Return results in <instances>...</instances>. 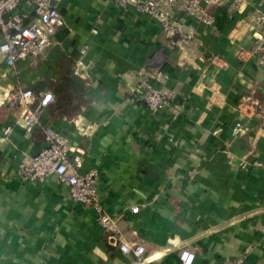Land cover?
<instances>
[{"label": "crops", "instance_id": "1", "mask_svg": "<svg viewBox=\"0 0 264 264\" xmlns=\"http://www.w3.org/2000/svg\"><path fill=\"white\" fill-rule=\"evenodd\" d=\"M57 3L64 24L37 63L11 67L0 53V134L13 125L0 141V264H179L182 248L195 252L192 264H264V171L252 162L264 159V29L249 20L264 0L212 7L211 26L186 21L195 38L183 49L168 47L159 22L133 8ZM73 76L82 93L60 92ZM142 81L170 91L178 114L134 100ZM23 86L55 94L41 122L84 150L80 171L97 172L112 227L55 175L18 177L42 140L39 128L24 135L21 109L8 104ZM120 238L145 246L143 263Z\"/></svg>", "mask_w": 264, "mask_h": 264}, {"label": "built area", "instance_id": "2", "mask_svg": "<svg viewBox=\"0 0 264 264\" xmlns=\"http://www.w3.org/2000/svg\"><path fill=\"white\" fill-rule=\"evenodd\" d=\"M57 1L0 0V53L8 66L15 67L18 61L27 59L37 63L46 48L53 43L54 34L64 24V16ZM108 1H112L122 10L133 8L155 18L171 49H183L193 42L195 33L191 29H185L186 21L211 26L214 22L212 7L225 6L238 11L247 2V0ZM249 20L257 30L264 29V11L255 10L249 15ZM85 48L82 47L80 53H85ZM238 55L243 57L244 50L240 49ZM215 58L214 55L207 57L209 61ZM151 77L156 81L159 74H153ZM133 93L134 100H143L154 112H168L175 116L181 108V104L172 102L170 91L156 86L154 82H139ZM55 102L56 96L52 91H37L33 86L18 87L8 101L11 108L22 111L16 122L22 127L25 136H30L37 128L42 133L38 150L22 158L18 177L23 182H34L44 181L48 176L55 175L59 182L68 186L69 196L73 201L95 209L98 223L103 228H110L114 225L115 219L102 205L98 193L97 172L80 171L84 150L70 143L69 139L51 124L41 122L45 110ZM12 130V124L5 125L0 134V141ZM242 130V122L236 121L233 133L240 135ZM252 162L264 171V159H255ZM241 165L244 166L245 163L241 162ZM118 244L124 253H133L137 263L144 262L146 254L144 245L128 243L122 238L118 239ZM178 258L179 264H192L195 252L182 248Z\"/></svg>", "mask_w": 264, "mask_h": 264}, {"label": "trees", "instance_id": "3", "mask_svg": "<svg viewBox=\"0 0 264 264\" xmlns=\"http://www.w3.org/2000/svg\"><path fill=\"white\" fill-rule=\"evenodd\" d=\"M84 90V83L79 77L73 76L66 78L61 84L59 91L60 92H81Z\"/></svg>", "mask_w": 264, "mask_h": 264}]
</instances>
